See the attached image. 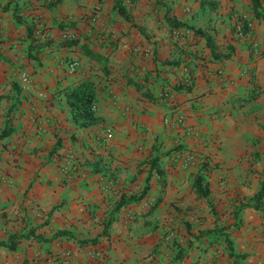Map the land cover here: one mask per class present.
Masks as SVG:
<instances>
[{
  "label": "crops",
  "instance_id": "obj_1",
  "mask_svg": "<svg viewBox=\"0 0 264 264\" xmlns=\"http://www.w3.org/2000/svg\"><path fill=\"white\" fill-rule=\"evenodd\" d=\"M259 11L0 0V264H264V0ZM83 83L98 118L86 127L68 100ZM176 115L195 136L165 124Z\"/></svg>",
  "mask_w": 264,
  "mask_h": 264
},
{
  "label": "trees",
  "instance_id": "obj_2",
  "mask_svg": "<svg viewBox=\"0 0 264 264\" xmlns=\"http://www.w3.org/2000/svg\"><path fill=\"white\" fill-rule=\"evenodd\" d=\"M251 3H252V9H253V13L255 17H259L261 15V11H259L260 0H251ZM119 10L121 13H123V10L121 7L119 8ZM240 24H241L242 33L245 35L246 33H248L250 29L248 26V21L245 19H242ZM182 25L186 26L184 24ZM194 32L195 34H197V33H200L201 31L195 30ZM71 40L73 39H69V41ZM68 100H69V105L71 108L72 118L74 122L77 123L79 126L86 127L98 121V118L95 113V109L93 108L94 89L91 83H83L79 85L77 88L73 89L69 93ZM202 183H203V177L202 175L198 174L195 178L196 191L200 195H206V190L205 188L203 189ZM122 204L124 203H121V205ZM156 204H157L156 202L152 203L148 211H152L155 208ZM93 242H95V240L93 241L83 240L80 243L85 244V243H93Z\"/></svg>",
  "mask_w": 264,
  "mask_h": 264
},
{
  "label": "built area",
  "instance_id": "obj_3",
  "mask_svg": "<svg viewBox=\"0 0 264 264\" xmlns=\"http://www.w3.org/2000/svg\"><path fill=\"white\" fill-rule=\"evenodd\" d=\"M249 26V31H248V34L251 35L252 34V26L250 24H248ZM238 32L240 34H243L242 33V30H241V25H239L238 27ZM35 35L36 36H41L43 34L42 32V28L41 27H38L36 30H35ZM244 35V34H243ZM62 38L64 40H69V39H73L75 38V33H72V32H63L62 33ZM255 46V45H254ZM257 48V47H256ZM136 51L137 52H141V49L136 47ZM72 68H73V65H71ZM185 78H184V84L186 86H191L193 85V76L191 75L190 72H185ZM22 81L23 83H27L29 82V79L27 76H23L22 77ZM173 95L172 93L169 91V90H165V91H162L160 94H159V98L161 101L163 102H167V101H170L172 99ZM93 108H94V105H93ZM95 109V108H94ZM164 122L165 124L167 125H172V126H177V127H183L184 128V132L190 136H195L196 134L194 133V131L192 130L191 127H189L186 122H185V119L182 115H176V117L174 119H170L169 117H166L164 119ZM106 136L108 137L109 136V132L106 133ZM182 159H181V164L182 166L184 167H187L189 165H191L193 163V161H195V154L190 152V151H187L185 152L184 154H182ZM152 204V201H144L143 202V206L144 207H150Z\"/></svg>",
  "mask_w": 264,
  "mask_h": 264
},
{
  "label": "rangeland",
  "instance_id": "obj_4",
  "mask_svg": "<svg viewBox=\"0 0 264 264\" xmlns=\"http://www.w3.org/2000/svg\"><path fill=\"white\" fill-rule=\"evenodd\" d=\"M144 202V201H143ZM143 202H142V205H143ZM153 203V202H152ZM144 207V206H143ZM144 210H146V211H148L149 210V207H144L143 208ZM97 238H93V239H88L87 241H93V240H96ZM113 242H114V239H113ZM103 247H105V249H102L101 251H100V256L101 257H103L104 255H105V253H106V251H108V250H110V247L108 246V245H105V246H103Z\"/></svg>",
  "mask_w": 264,
  "mask_h": 264
}]
</instances>
